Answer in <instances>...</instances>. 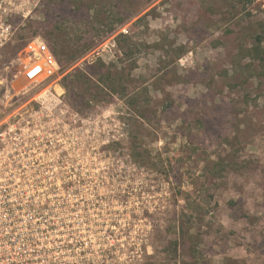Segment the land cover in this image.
<instances>
[{"label":"rangeland","instance_id":"obj_1","mask_svg":"<svg viewBox=\"0 0 264 264\" xmlns=\"http://www.w3.org/2000/svg\"><path fill=\"white\" fill-rule=\"evenodd\" d=\"M35 38L57 82L25 76ZM0 132L68 264H264V0H0Z\"/></svg>","mask_w":264,"mask_h":264},{"label":"built area","instance_id":"obj_2","mask_svg":"<svg viewBox=\"0 0 264 264\" xmlns=\"http://www.w3.org/2000/svg\"><path fill=\"white\" fill-rule=\"evenodd\" d=\"M22 54L26 59L24 74L28 79H49L57 82L61 78V63L45 40H30L22 49ZM9 129L13 131V125ZM6 138L10 142V149L6 153L0 150L1 158L36 154L34 148L23 149L26 146H22V138L15 133L7 136L0 132V141ZM16 171L15 168H6L4 164H0V264H68L64 249L55 252L51 245L54 217L37 213L30 207L17 210L14 207L16 203L18 206L25 203L28 206L33 205L28 200L19 203L15 197L18 181H5L2 176L4 173L14 174Z\"/></svg>","mask_w":264,"mask_h":264},{"label":"trees","instance_id":"obj_3","mask_svg":"<svg viewBox=\"0 0 264 264\" xmlns=\"http://www.w3.org/2000/svg\"><path fill=\"white\" fill-rule=\"evenodd\" d=\"M142 10L143 9L139 10L138 12H141ZM138 12L135 13V16L138 15ZM140 18H142V17H138L137 20H140ZM133 45L135 47L137 44L133 43ZM122 52L124 53V51H122ZM139 52L142 53V50H140ZM136 59L137 58L134 57V59H133L134 64L138 63V61ZM60 63H61L62 69H65V70L69 69L73 64L71 61L66 62V63H63L60 61ZM89 68H90V70H88V69L83 70V69L78 68V69H75L74 72L68 73L66 75L64 88L66 89L67 101L70 105H73V102L70 99V92L75 91L74 93L77 94L83 79L91 82L92 84L97 85V82H100L99 76H101V74H102L101 73L102 68L109 70L108 66L101 59L94 61L92 64L89 65ZM76 90H77V92H76ZM136 95H138L137 92L134 93V96H136Z\"/></svg>","mask_w":264,"mask_h":264}]
</instances>
